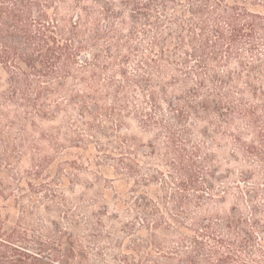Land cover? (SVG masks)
I'll return each instance as SVG.
<instances>
[{
    "label": "rangeland",
    "instance_id": "rangeland-1",
    "mask_svg": "<svg viewBox=\"0 0 264 264\" xmlns=\"http://www.w3.org/2000/svg\"><path fill=\"white\" fill-rule=\"evenodd\" d=\"M111 2L106 21L89 34L83 27L76 31L86 50L71 75L43 79L48 85L42 92H29L49 118L28 122L13 109L0 110V190L3 202L16 201L4 217L22 222L31 235L62 240L63 249L78 257L73 264H188L197 253L185 231L201 219L230 213L235 201L217 196L208 205L206 199L211 189L220 191L228 170L240 174L243 169L230 164L232 149L219 134L221 121L192 122L187 137L186 124L171 110V103L178 109L179 99L189 98L184 89L171 87V77L192 76L196 58L174 57L172 49L168 57H153L145 51L149 46L138 24V0ZM76 18V13H62L63 36H71ZM221 61H210L202 73L242 72L234 60ZM0 78L1 93L8 88L6 75ZM237 84L233 90L244 89V81ZM155 89L161 119L177 135L176 147L164 131L141 123ZM202 101L194 105L203 109ZM200 202L205 205L198 211L194 206ZM187 209L198 211L195 221Z\"/></svg>",
    "mask_w": 264,
    "mask_h": 264
},
{
    "label": "trees",
    "instance_id": "trees-1",
    "mask_svg": "<svg viewBox=\"0 0 264 264\" xmlns=\"http://www.w3.org/2000/svg\"><path fill=\"white\" fill-rule=\"evenodd\" d=\"M137 6L138 24L144 26L149 46L146 52L164 58L172 49L174 57H195L198 62L192 76L171 77V87L189 94L179 99L178 109L170 104L176 119L186 124L183 132L190 136L192 122L221 121L219 134L229 139L232 149L230 164L243 169L240 174L228 170L220 180V191L211 189L206 199L208 205L217 196L235 201L230 213L201 219L185 231L198 255L189 257L188 264H214L215 259L217 264H264V0H138ZM113 7L111 0H0V74L6 75L8 88L0 93V110L13 109L17 118L21 114L28 122L49 118L29 92H42L48 85L43 79L58 73L71 75L86 50L84 42L77 41L76 31L83 27L91 33L90 28L106 21ZM63 12L77 15L68 37L60 31ZM222 58L227 65L234 60L242 72L227 77L202 73L206 64ZM175 72L181 71L175 68ZM237 81L245 82L244 89H232L236 85L238 90ZM151 94V110L141 123L164 131L178 145L173 125L161 119L158 90ZM198 100H203V109L194 105ZM190 155L193 165L195 153ZM211 177L207 174L208 183ZM4 199L0 190V264H73L77 260L74 251L63 249L62 240L31 235L21 221L4 217L16 208V201ZM204 205L200 202L194 208L199 211ZM188 209L187 216L195 221L198 211Z\"/></svg>",
    "mask_w": 264,
    "mask_h": 264
}]
</instances>
